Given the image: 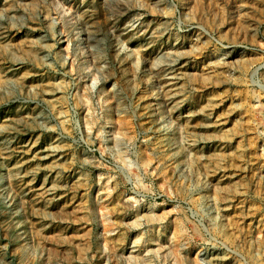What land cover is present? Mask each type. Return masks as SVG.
<instances>
[{
    "label": "rangeland",
    "instance_id": "1",
    "mask_svg": "<svg viewBox=\"0 0 264 264\" xmlns=\"http://www.w3.org/2000/svg\"><path fill=\"white\" fill-rule=\"evenodd\" d=\"M0 264H264V0H0Z\"/></svg>",
    "mask_w": 264,
    "mask_h": 264
}]
</instances>
